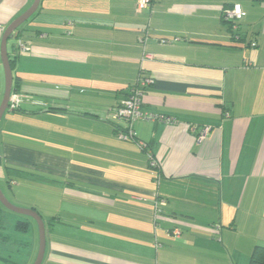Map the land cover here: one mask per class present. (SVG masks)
Wrapping results in <instances>:
<instances>
[{
    "label": "crops",
    "instance_id": "1",
    "mask_svg": "<svg viewBox=\"0 0 264 264\" xmlns=\"http://www.w3.org/2000/svg\"><path fill=\"white\" fill-rule=\"evenodd\" d=\"M34 1L0 0V49ZM138 2L40 0L8 40L18 99L3 115L0 188L17 205L19 178L58 185L22 205L45 221L41 264H250L264 247V0ZM238 4L245 15L224 20ZM141 75L153 78L144 107L177 121H137L124 139L115 111ZM4 85L0 61V103ZM0 216V264H34L31 219Z\"/></svg>",
    "mask_w": 264,
    "mask_h": 264
},
{
    "label": "built area",
    "instance_id": "2",
    "mask_svg": "<svg viewBox=\"0 0 264 264\" xmlns=\"http://www.w3.org/2000/svg\"><path fill=\"white\" fill-rule=\"evenodd\" d=\"M154 0H139V7L146 8L148 7ZM226 16L230 19H241L245 15V11L242 9L241 5H235L231 10H227ZM252 45H256V42H252ZM19 47L26 49L27 46L23 43L22 40L19 42ZM151 56V55H147ZM153 83L152 77H147L141 75L139 80L136 83V86L132 87L130 90V94L124 101L116 108L115 114L119 119H124L128 122V129L122 130L119 128V136L124 139L135 140L136 133L134 131L133 124L140 120H149V121H157V122H165V123H176V119L170 116H166L161 113H157L151 110H148L144 107V89L148 85ZM16 99H18V94L13 93L11 95L10 107H16ZM208 131V128L204 130V133L201 137H204ZM142 147L146 146V143L140 142ZM150 164L152 166H157V159L149 154ZM176 235L180 234V229L176 228L174 230Z\"/></svg>",
    "mask_w": 264,
    "mask_h": 264
},
{
    "label": "rangeland",
    "instance_id": "3",
    "mask_svg": "<svg viewBox=\"0 0 264 264\" xmlns=\"http://www.w3.org/2000/svg\"><path fill=\"white\" fill-rule=\"evenodd\" d=\"M33 20H34V18L31 17L30 19L26 20L23 24L25 26L29 27V24H31ZM0 57H1V55H0ZM0 61L2 63V70H3L4 77H5L4 65H3L2 59H0ZM5 88H6V85H4V88H3V94H2V100L1 101H3L4 95H5ZM19 99H20V96H19ZM0 105H1V103H0ZM6 115H5V117H6ZM4 119L5 118L3 116L1 123H0V152H1V145H2L1 134L3 131ZM49 129H50V127H47V129L43 132V137H45L48 140H49V137L51 136ZM28 131L30 132L31 130H28ZM35 134H36V132H32L30 135L34 136ZM35 143H38V142H35ZM45 146L49 150H52L51 149L52 148V142L51 141H48V143H46ZM150 154H152V153H150ZM2 168H0V184L3 187V189L5 190V192L9 195L10 190L6 191V187H5V185H7V183L5 181L6 180V174H4L3 170H1ZM12 186H13L14 191L17 192V194L14 197L11 196V198H13L11 200H13L12 202H18L15 204L22 206V205L28 204L30 201L36 202L37 200H40L41 198L45 202H50L51 200L49 199V196L51 194V190L57 189L58 185L56 183H52L50 180H47V179H35V178H33V179L25 181V180L19 178L18 180H15L14 183H12ZM49 205H50V203H49ZM22 207H24V206H22ZM2 210L4 211V213H7L8 215L14 216L16 219H29V220L31 219L32 224H33L32 230L30 232L21 233V234H23L25 237L30 236L29 238L31 239L32 233L35 232V234H37V236L39 237V226H38L37 221L33 217L14 212L8 208H5L4 206L2 207ZM49 210H50V207L47 206L45 209L46 212L44 211V214L49 213L50 212ZM6 224H7V227L10 228L8 216H6ZM48 235H49V230H48Z\"/></svg>",
    "mask_w": 264,
    "mask_h": 264
},
{
    "label": "water",
    "instance_id": "4",
    "mask_svg": "<svg viewBox=\"0 0 264 264\" xmlns=\"http://www.w3.org/2000/svg\"><path fill=\"white\" fill-rule=\"evenodd\" d=\"M40 4V0H35L32 6L25 11L23 14H21L19 17H17L10 25L6 28L3 37L1 39V49H0V55L1 59L4 65L5 69V77H6V89H5V95L3 98V101L0 105V121L5 113V111L8 109L11 101V94L13 90V70H12V64L11 59L9 57V51H8V40L15 36L16 31L19 29V27L28 20L38 9ZM0 201L10 210L28 215L30 217H33L39 226V237H40V246H39V252L36 258V261L34 264H41L45 249H46V225L43 217L34 209L32 208H24L19 207L17 205H14L9 201V199L4 195L2 189L0 188Z\"/></svg>",
    "mask_w": 264,
    "mask_h": 264
},
{
    "label": "trees",
    "instance_id": "5",
    "mask_svg": "<svg viewBox=\"0 0 264 264\" xmlns=\"http://www.w3.org/2000/svg\"><path fill=\"white\" fill-rule=\"evenodd\" d=\"M223 15H224V20H226L227 22L235 23V22H234L235 19L232 20V19L228 18V17L226 16V12H225V11H224ZM23 25H24V24H23ZM23 25H22V26H23ZM229 27H230V29L233 31V29H232V25L229 26ZM20 28H21V26L19 27V29H20ZM19 29H18V30L16 31V33H15L16 37L19 35ZM236 34H237V33H236ZM134 86H136V83L129 87V90L127 91V95L130 94V90H131L132 87H134ZM146 88H147V87H145L144 92L146 91ZM127 97H128V96H127ZM120 104H121V103H120ZM118 106H119V105H118ZM13 109H14V108H13ZM15 109H16V108H15ZM224 112H225V110H224ZM161 114H162V113H161ZM117 128H120V127L118 126ZM126 129H128V126H125V127H124V130H126ZM135 138H137V137H135ZM149 146H150V145H149L148 143H146V146H145L143 149L146 150V151H149V150H148ZM152 156H155V155L153 154ZM149 163H150V158H149ZM150 165H151V164H150ZM151 166H152V165H151ZM3 206H4L5 208H7V207H6V206L0 201V207H1V209H2ZM3 221H4V220H3L2 216H0V226L3 224ZM27 226H28V221H25V220H18V221H17V224H16V228H17V230L25 231V230H27ZM4 264H14V262L5 259ZM250 264H264V247H263V246L258 245V246L255 247V250H254V252H253V254H252V258H251V262H250Z\"/></svg>",
    "mask_w": 264,
    "mask_h": 264
}]
</instances>
